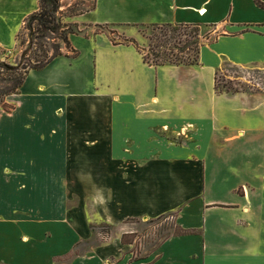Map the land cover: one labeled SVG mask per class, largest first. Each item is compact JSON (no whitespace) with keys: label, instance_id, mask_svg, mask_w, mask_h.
Here are the masks:
<instances>
[{"label":"crops","instance_id":"0c3cea01","mask_svg":"<svg viewBox=\"0 0 264 264\" xmlns=\"http://www.w3.org/2000/svg\"><path fill=\"white\" fill-rule=\"evenodd\" d=\"M37 10L38 0H0L1 49ZM68 22L73 55L35 71L49 75L24 97L13 147L0 146L19 151L0 158V263L264 264V92L216 90L218 74L264 72V9L95 0ZM168 24L212 28L198 64L143 62L139 27ZM168 215L180 232L146 261L120 237L92 244L101 224Z\"/></svg>","mask_w":264,"mask_h":264},{"label":"rangeland","instance_id":"374dc122","mask_svg":"<svg viewBox=\"0 0 264 264\" xmlns=\"http://www.w3.org/2000/svg\"><path fill=\"white\" fill-rule=\"evenodd\" d=\"M59 2V9L52 13L56 18L57 30L55 32H50L45 28L43 29L42 27H39L37 25V21L31 20V18L28 17L22 31L18 35L15 48L10 50H3L0 48L1 147H6V145L7 147H13L11 146L14 143V140L12 143L13 137H11V135L8 133H16V130L20 132L22 124H25V114L23 112V108L21 109L22 102H24V97L27 96L26 94L36 91L37 82L39 80H45V77L47 78V75L49 74L48 72L45 75L35 72L41 71L42 69L30 71L22 85L23 87L21 86L17 89V92H21L22 94L17 97L14 96L16 94H10L6 96V94L11 93L14 88L15 77H18L19 74L24 72V66L33 64L34 59L37 61H45L59 51L61 54L63 51H67L70 52V55H73L71 53L70 46L66 45L64 41V39L69 37L70 34L75 33L73 25L68 21L74 16L91 11L95 5V0H59ZM39 4L40 0H38L37 11H39ZM43 5L44 9L45 7L49 8V4ZM108 29L113 31L112 28ZM139 31L140 32L137 34L138 42H133H135L136 46H138L137 44H141V46L146 44L147 47L143 48L144 53H146V51H148L149 38L154 32L151 26H141L139 27ZM210 33L212 34V28L199 29V43L202 42L204 38H207L209 35H211ZM113 39H117V37L113 36ZM75 42L78 45H81V41L75 40ZM53 70H55V68H51L50 73L51 71L53 72ZM242 77H244L245 80L242 79V81H240ZM216 82L217 88L221 92H234L240 90L241 88L248 90V87L252 88L253 90H259L261 88L264 92V72H250L243 74L241 72L238 73L234 70H229V72L225 74H218ZM241 82L248 84H242ZM12 108L13 113L9 117L6 114L10 113ZM50 126H52V123ZM25 129L29 131L26 133H31L34 130V126L29 124L28 127H25ZM19 137L21 138L22 136ZM167 137H170V135ZM170 140L176 143L181 142V139L176 137L174 134ZM2 152L3 151L0 150V158L5 161L9 154L12 158H15L17 156L16 153L19 151H15L13 148L11 150L7 149L6 155H4ZM55 204L59 205L58 202ZM96 232L97 233L95 234L92 244L104 243L115 237H120L124 243L133 245L131 248V252L133 254L132 257L135 261H137V263H140L141 261H146V258L152 255L158 244L172 235L179 234L180 231L176 227L174 216L168 215L158 220H129L118 228H111L105 224H101L97 227ZM83 249L84 247L80 249L78 247L69 255L68 259H72Z\"/></svg>","mask_w":264,"mask_h":264},{"label":"trees","instance_id":"16d2710c","mask_svg":"<svg viewBox=\"0 0 264 264\" xmlns=\"http://www.w3.org/2000/svg\"><path fill=\"white\" fill-rule=\"evenodd\" d=\"M59 0H40L39 11L30 16L31 20L37 21V25L43 29H47L50 32L57 30L56 18L52 14L59 9ZM43 4H49V8ZM256 4L264 9V4L256 0ZM153 34L149 38L148 51L144 53L138 46L136 48L142 54L143 62L149 66H189L198 64L200 43L198 41L199 26L195 25H162L151 26ZM66 45L69 46L68 37L64 39ZM61 52H56L52 57L45 61H37L34 59V63L28 66H24V72L15 77V85L10 94H18L17 89L20 88L30 71L41 70L44 68L53 58L60 56ZM216 90L217 82H216ZM236 92V91H234Z\"/></svg>","mask_w":264,"mask_h":264}]
</instances>
